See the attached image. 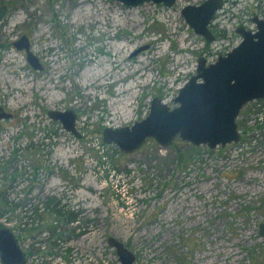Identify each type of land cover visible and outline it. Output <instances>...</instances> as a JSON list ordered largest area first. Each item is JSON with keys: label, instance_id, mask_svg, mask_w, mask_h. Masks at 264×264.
<instances>
[{"label": "rangeland", "instance_id": "374dc122", "mask_svg": "<svg viewBox=\"0 0 264 264\" xmlns=\"http://www.w3.org/2000/svg\"><path fill=\"white\" fill-rule=\"evenodd\" d=\"M201 1L0 0V106L12 114L0 119V223L28 264H120L110 236L134 264H264V100L243 105L240 140L223 147L176 137L125 154L102 140L154 97L174 107L199 57L215 61L237 26L264 19V0H224L208 43L181 14ZM21 35L40 70L13 46ZM67 109L78 137L48 116Z\"/></svg>", "mask_w": 264, "mask_h": 264}, {"label": "water", "instance_id": "95a60500", "mask_svg": "<svg viewBox=\"0 0 264 264\" xmlns=\"http://www.w3.org/2000/svg\"><path fill=\"white\" fill-rule=\"evenodd\" d=\"M125 5H137L148 0H119ZM171 6L176 0H150ZM224 0H203L187 3L181 8L185 22L206 42L215 40L211 25ZM7 5L0 4V21L6 15ZM255 27L243 25L235 28L241 40L230 51L220 54L215 61L207 63L201 56L196 72L174 97V107L154 97L148 114L131 125L106 127L102 131L105 144L115 145L125 154L139 150L148 140L161 149L169 148L177 137L193 146L209 148L225 146L240 140L236 119L244 104L264 100V19L254 15ZM13 46L25 52L27 62L37 70L42 68L38 57L32 52L29 38L21 35ZM145 47L132 52L138 54ZM12 116L0 106V119ZM48 116L61 123L64 130L78 137L76 113L72 109L49 110ZM264 236V224L259 226ZM108 245L115 250L120 264H134L135 255L115 237L108 238ZM0 263L26 264V253L14 232L0 223Z\"/></svg>", "mask_w": 264, "mask_h": 264}, {"label": "built area", "instance_id": "2783aa9c", "mask_svg": "<svg viewBox=\"0 0 264 264\" xmlns=\"http://www.w3.org/2000/svg\"><path fill=\"white\" fill-rule=\"evenodd\" d=\"M34 258H32V260H33ZM32 260H30V262H32ZM28 262H29V260H28V258H27V255H26V263L28 264Z\"/></svg>", "mask_w": 264, "mask_h": 264}, {"label": "bare ground", "instance_id": "6f19581e", "mask_svg": "<svg viewBox=\"0 0 264 264\" xmlns=\"http://www.w3.org/2000/svg\"><path fill=\"white\" fill-rule=\"evenodd\" d=\"M115 62V61H114ZM93 72V71H92ZM18 84V83H17Z\"/></svg>", "mask_w": 264, "mask_h": 264}, {"label": "trees", "instance_id": "16d2710c", "mask_svg": "<svg viewBox=\"0 0 264 264\" xmlns=\"http://www.w3.org/2000/svg\"><path fill=\"white\" fill-rule=\"evenodd\" d=\"M221 36V35H220Z\"/></svg>", "mask_w": 264, "mask_h": 264}]
</instances>
